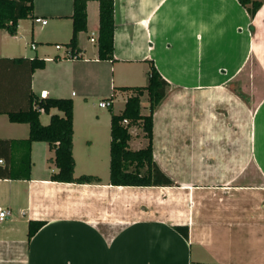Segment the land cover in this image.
I'll use <instances>...</instances> for the list:
<instances>
[{"label":"crops","instance_id":"crops-1","mask_svg":"<svg viewBox=\"0 0 264 264\" xmlns=\"http://www.w3.org/2000/svg\"><path fill=\"white\" fill-rule=\"evenodd\" d=\"M113 4L112 61L97 58L98 0L86 2L77 58L38 46L68 43L72 0H33L32 18L20 20L15 35L0 30V169L11 151L6 141L29 132L8 115L27 110L33 94L72 101L73 176L99 178L51 181L53 150L33 142L29 180L0 179V208L10 214L0 222V264H264V2L253 18L237 0ZM34 25L48 27L49 41ZM33 57L44 67L31 71ZM149 62L169 84L153 112L152 155L177 186H112L108 174L77 172V160L88 166L101 153L95 150L109 147L102 123L109 130L111 113L123 109L130 91L121 87L146 84ZM249 63L261 84L235 90ZM109 98L106 114L98 104ZM53 114L62 115L41 112L40 123ZM132 130L142 133L129 129L130 149L145 147ZM30 220L45 224L27 241ZM175 226H187V238Z\"/></svg>","mask_w":264,"mask_h":264},{"label":"trees","instance_id":"trees-1","mask_svg":"<svg viewBox=\"0 0 264 264\" xmlns=\"http://www.w3.org/2000/svg\"><path fill=\"white\" fill-rule=\"evenodd\" d=\"M253 18L264 0H237ZM87 0H72L71 36L67 48L71 56L77 58V36L86 30ZM33 0H0V30L10 36L15 35L20 20L31 19ZM114 4L113 0H98V60H113ZM54 57L53 59H55ZM21 62V58L13 59ZM31 71L44 67V60L33 57L29 60ZM122 91H130L123 109L118 114L111 113L109 127L108 150V184L128 187H173L177 186L165 175L155 163L152 155L153 112L165 97L169 84L159 75L149 62L147 82L144 86L121 87ZM146 95L147 114L140 113L141 97ZM110 99V98H109ZM111 100V99H110ZM29 107L25 111L10 113L9 120L28 125V137L18 141H6L11 146L6 165L0 169V179L29 180L31 159L30 151L33 142L46 143L53 150L52 162L57 172L51 174L54 182L74 184H95L99 178L91 175L73 176V104L70 99L41 98L30 95ZM56 109L62 115H50L46 125L40 123V110L48 113ZM125 121V122H124ZM138 128L147 140L145 147L132 150L128 143L131 139L130 128ZM3 142V141H2ZM5 142V141H4ZM19 151L17 158L12 152ZM45 224L43 221L30 220L27 223V241ZM181 235L187 238V226H175Z\"/></svg>","mask_w":264,"mask_h":264},{"label":"rangeland","instance_id":"rangeland-1","mask_svg":"<svg viewBox=\"0 0 264 264\" xmlns=\"http://www.w3.org/2000/svg\"><path fill=\"white\" fill-rule=\"evenodd\" d=\"M34 28V33L35 35H39L40 36V39H42L43 41H49V37H47V34H48V27H43V28H40L39 25H34L33 26ZM52 41V40H51ZM56 43V41H53L52 44H48V43H43L38 45V46H41L42 48H44V52L50 54V55H53V53L55 54H63L67 48V46L65 44H60L58 43L60 46H61V50L59 51H55L53 46L54 44ZM21 48L23 49V53H27V51H29L28 48H23V44H21ZM257 71V68L256 66L254 65V63H249V65L247 66V68H245L243 70V72L239 75V78L237 80H235L233 83H232V87L236 90L238 89L240 91V87H241V84L242 83H247L249 84V87L251 86L250 84H252V82L257 86L258 84H261V82L259 80H256L255 78V74ZM74 92L76 93L77 91L74 90ZM240 94V93H239ZM242 95V94H240ZM252 98V96H250ZM254 97V96H253ZM256 102L255 99H252V101H250V105L253 106L254 103ZM117 106V102L115 103ZM147 99H146V95H144L143 97H141V100H140V113L143 114V115H146L147 114ZM105 113L107 114L109 112V108H105L104 109ZM40 120L43 122V123H46V116L45 115H42ZM103 127H104V130H105V134L106 136H108V124H106V122L102 123ZM131 133L133 134H137V136H139L138 134H142V133H137L136 131L132 130ZM101 147V146H100ZM95 149V148H94ZM93 149V150H94ZM108 150H109V147L108 145L106 144L104 149H98V150H95L96 152H101L99 153L100 155L97 157L96 154V159L94 160L93 163H91L90 165L88 166H81V163L80 165L78 164L80 160H77V172L78 171H83V170H88V169H93L95 170V173L97 175H99L102 179H107V174H108V160H109V157H108ZM174 164L171 166V169H174V170H178V162L177 160H174L173 161ZM247 170H253L252 167H249ZM79 175H77L78 177ZM257 183V182H255Z\"/></svg>","mask_w":264,"mask_h":264},{"label":"built area","instance_id":"built-area-1","mask_svg":"<svg viewBox=\"0 0 264 264\" xmlns=\"http://www.w3.org/2000/svg\"><path fill=\"white\" fill-rule=\"evenodd\" d=\"M33 22L36 23V24H41V25H45L46 24V20L41 19V18H37V17L33 18ZM90 40L93 41L92 38ZM35 47L36 46L33 43H30V48L31 49H35ZM54 47H55V49H61V46L59 44H56ZM65 54H66L65 56L67 58H75V57L71 56L70 49H68V48H66ZM98 105L101 108H107V107H109L111 105V100L108 99V100L101 101V102H99ZM40 112H43V110H40ZM0 163H1V160H0ZM9 215L10 214H9L8 210L0 208V222H2L5 219H7L9 217Z\"/></svg>","mask_w":264,"mask_h":264}]
</instances>
